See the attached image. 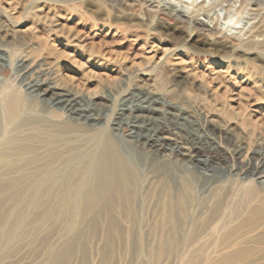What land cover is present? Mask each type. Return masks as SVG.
<instances>
[{
	"label": "bare ground",
	"instance_id": "obj_1",
	"mask_svg": "<svg viewBox=\"0 0 264 264\" xmlns=\"http://www.w3.org/2000/svg\"><path fill=\"white\" fill-rule=\"evenodd\" d=\"M28 1L7 0V7L1 6L0 10L10 16ZM33 8L31 22L20 31L29 34V41L35 45L29 50L24 48L25 53L19 51L15 59L20 73L14 80L0 85V189L19 192L29 188L31 192L25 201L40 202L47 211L56 207L65 211L61 204L67 202L71 221L80 219L90 209V223H106L108 235L146 236L159 242H177L178 251H187L192 257L203 256L202 264H212L211 258L216 254H264V152L246 150L214 116H206L201 121L205 138L181 134L182 129L178 130L175 121H157L153 116L159 111L162 94L150 88L139 89L136 84L118 94L119 101H123L118 107L123 108L116 109L115 105V115L114 109L110 114L104 113L103 103L97 105L93 100H106L104 89L109 94L113 82L98 83L102 91L85 89L83 92L84 89H74L54 80L48 62L37 61L47 55L55 59L56 68L64 63L65 69L74 74H90L92 80L91 77L122 68V59L137 56L133 49L139 36H132L128 53L106 50L94 40L97 34L93 29L100 27V23L90 24L80 19L70 25L73 10L60 14L44 5ZM159 15L177 24H186L208 47L220 44L227 52L238 50L227 36L203 23L194 10L191 15L179 10L162 11ZM247 33L249 42L260 41L264 21L254 22ZM198 36L189 35V38L197 41ZM149 48L156 51L153 43ZM4 52L0 48V54ZM166 52L162 51L161 62L156 64L161 69L169 60ZM192 53L201 54L200 51ZM178 59L185 60L181 56ZM190 73L196 74L195 70ZM220 73L221 70L219 76ZM135 91H141L137 98L132 95ZM133 102L140 105L128 108L127 104ZM179 107L173 105L174 109L180 110ZM125 114L129 122H123ZM122 123L129 126L132 153L121 149L116 141V132ZM165 151L185 157L197 166L210 164L209 160L221 156L230 163L237 183L212 185L213 174L209 172L205 175L207 186L199 191L204 196L197 197L190 175L183 171L184 166L162 157ZM159 250L157 247L155 251ZM187 259L186 264H194L193 259Z\"/></svg>",
	"mask_w": 264,
	"mask_h": 264
},
{
	"label": "rangeland",
	"instance_id": "obj_2",
	"mask_svg": "<svg viewBox=\"0 0 264 264\" xmlns=\"http://www.w3.org/2000/svg\"><path fill=\"white\" fill-rule=\"evenodd\" d=\"M6 1L0 0V7H7ZM120 1L121 3L116 4L113 0H29L25 7L21 5L16 12L14 11V16L0 10L2 39L0 48L5 50L0 54V85L14 80L16 74L20 73L15 59L20 54L19 51L25 53L35 45L29 41V34L20 31L31 22L33 7L48 6L60 14L72 13L73 10V16L68 21L70 25L80 19L87 20L86 23L95 21L100 23L98 25L100 27L93 29L97 34L94 40L96 45L100 44L103 49H117L128 53L129 47H132L129 45L132 36L138 35L133 49L137 51L135 52L137 56L130 55L122 59L120 61L122 68L116 67V72L100 74L91 77L92 80L90 74L86 77L80 72L74 74L71 70L65 69L64 63L56 68L55 59L47 55L39 58L38 63L48 62L54 80L62 81L74 89H84L83 92L85 89L88 92L102 91L99 84L113 82L114 87L111 84L113 90L109 94L107 89H104L106 93L103 91L106 100L100 101L99 98L93 100L97 105L103 103L104 113L107 114L112 112L115 105L116 109L123 108L118 107V104L123 103L119 101L118 96L121 91L128 88L131 90L134 84L138 85L139 89L150 88L163 96L161 104L157 105L159 111L153 115L157 121L165 119L168 122L175 121L178 130L182 129L181 134L192 137L204 135L205 138L204 132L200 129L201 121L206 116H214L218 120L217 123L224 125L229 135L234 140L241 141L246 150L264 152V33L259 36L260 41L249 42L247 39V32L254 22L260 19L264 21V0ZM169 9L172 12L179 10L187 15L189 13L191 15L194 10L203 23L213 26L215 31L227 36L238 50L227 52V49L219 47L220 44L206 46L203 39H200L201 36L192 33L186 24L180 25L167 16L159 15V12L170 11ZM124 29L125 31H121ZM189 35L198 36V40L194 41ZM152 43L156 51L149 48ZM162 51H167L169 56L168 62L163 64V69L156 65L157 62H161L159 57ZM195 51H200L201 54L196 56L192 53ZM172 53L175 54L168 55ZM180 56L185 60L179 61ZM194 70L196 74L190 73ZM219 70L222 71L220 76ZM203 71L204 73H201ZM189 73L191 75H188ZM113 75H116V78H113ZM17 79L18 77L16 81ZM112 79L114 81H111ZM135 92L137 93L133 92L132 95L137 98L141 91ZM174 104L181 106L180 110L174 109ZM127 105L128 108H132L133 105L140 104L133 102ZM126 114L121 117L124 119L123 122H129ZM253 120L257 122L252 124ZM121 125L116 132V141L121 149L132 153L133 147L128 142L129 126L124 123ZM102 126L103 124L100 127ZM161 156L169 158L173 163L176 162L174 163L176 165L181 163V167L184 166L183 171L190 175L193 187L197 190H195L197 197L204 196L199 191L207 186L208 180L205 179V175L210 173L213 174L212 185L237 183V176L230 168V163L221 156H219L221 159L217 156L209 160L210 164L206 163L205 166L192 164L185 157L179 158L170 151L162 152ZM30 192L29 188L19 192L11 188L0 189V264H58L61 260L62 264H186L187 258L193 259L194 264L203 262V256L192 257L187 251H178L177 242L171 243L169 240L159 242L146 236L108 235L106 223H90V209L85 210L80 219L71 221V210L67 209V202L61 204L65 211H60L61 209L57 207L47 211L40 202L28 204L25 200ZM157 247L160 248L159 251H155ZM211 259L212 264H264L263 253L258 256L253 253L216 254Z\"/></svg>",
	"mask_w": 264,
	"mask_h": 264
}]
</instances>
